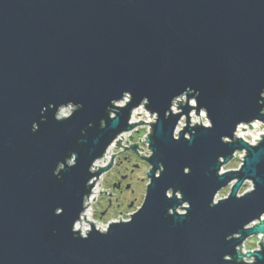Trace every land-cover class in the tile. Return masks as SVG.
Returning <instances> with one entry per match:
<instances>
[{
    "label": "water",
    "instance_id": "obj_1",
    "mask_svg": "<svg viewBox=\"0 0 264 264\" xmlns=\"http://www.w3.org/2000/svg\"><path fill=\"white\" fill-rule=\"evenodd\" d=\"M189 87L195 91L179 95ZM124 91L130 102L117 107ZM261 91L264 0H0V264H245L243 243L264 234V143L237 138L235 127L264 124ZM145 96L157 122L129 124ZM179 98L186 102L173 114ZM50 105L74 110L58 122ZM200 107L214 127L197 125L189 142L183 136ZM183 116L187 126L175 141ZM138 125L152 127L150 158L138 144L116 146L149 164L144 202L129 222L104 232L84 216L92 227L85 239L73 225H82L92 180L117 155L92 167ZM73 152L76 166L66 162ZM238 152L246 165L217 174ZM59 162L65 170L57 177ZM248 179L257 189L242 198ZM227 188L211 207L215 191ZM179 199L191 203L186 216ZM261 239V250L247 253L256 264H264Z\"/></svg>",
    "mask_w": 264,
    "mask_h": 264
},
{
    "label": "rangeland",
    "instance_id": "obj_2",
    "mask_svg": "<svg viewBox=\"0 0 264 264\" xmlns=\"http://www.w3.org/2000/svg\"><path fill=\"white\" fill-rule=\"evenodd\" d=\"M184 101V99H183ZM67 113H71V110L68 108H65ZM69 116V115H66ZM190 121L191 120H197L200 119V116H197L195 112L190 114ZM138 122L144 120V117L137 118ZM187 119L186 117L179 122V132L183 131L184 127L187 126L186 123ZM192 123V121H191ZM141 127H135L132 131H130L127 135H125V141L123 144H121L124 147L130 148L131 144H138L139 149H137V152L140 154H144L145 157H149L150 153L152 152L151 149H149V143L147 141V136L151 134L150 129H152L151 125H140ZM252 130L245 131L244 136H248L247 139H243L245 142H251V140L254 138L253 134L254 132H250ZM118 149H113L110 156L117 155L118 158L113 159V165L112 167L104 174V176L99 178V182L102 183V186L100 187V194L97 198V200L94 202V205L92 206V220L97 225L101 223L100 216L101 214L107 209L108 206V197L110 190L112 189V185L114 182L118 180L119 175H125L128 174L130 176V180L127 182V184L130 186L129 191H125L124 194H119V200L118 203H114V205H118L116 209L111 211L103 220L102 222L105 224H108L109 222H120L122 220H128L130 215L134 214L143 204L144 198L146 195V188L149 184V179L147 178V173L150 170L149 164H147L146 160L140 158L137 153L135 154L131 150L125 151V148L123 147H117ZM142 148V150H140ZM125 151V152H124ZM151 151V152H150ZM124 152V153H121ZM130 152V153H129ZM121 153V154H119ZM243 153L244 152H238ZM119 154V155H118ZM125 154H135L137 157V161H134V164H136L139 167L130 166L127 165L128 162L126 160ZM120 158V159H119ZM112 160V159H111ZM111 162V161H110ZM110 162L107 163L106 167L110 164ZM124 163V164H122ZM241 167V159L237 155V153L234 155V159L224 166L221 170L222 174H225L230 171H237ZM128 168V169H126ZM119 172V173H118ZM246 185L242 188L240 194L245 193ZM230 193V188H227L219 193V196L221 199L226 198ZM179 213H184L185 211L183 209L178 210ZM121 217V219H120ZM260 241L257 237H251L247 239V242L244 243V250H247L246 252H252L255 250L260 251L259 245Z\"/></svg>",
    "mask_w": 264,
    "mask_h": 264
},
{
    "label": "clouds",
    "instance_id": "obj_3",
    "mask_svg": "<svg viewBox=\"0 0 264 264\" xmlns=\"http://www.w3.org/2000/svg\"><path fill=\"white\" fill-rule=\"evenodd\" d=\"M194 91H195L194 89H192L191 87H189V88H187L184 92H182V93L179 94V95H182V94H185V93H187V94L190 95V94L193 93ZM129 93H131V92H130V91H124L123 94H122V96L127 97ZM179 95H178V96H179ZM191 96H192L191 104H192V105H196V98L199 97V92L196 91V92H195V95H191ZM260 96H261V97H264V91H261V92H260ZM173 99H174V98H173ZM173 99H172V101H173ZM115 100H116V99H113V100H112L111 105L114 103ZM141 101H142V103H141ZM141 101H140L139 104H140L141 107H143V105H146V104L149 103L150 98L147 97V96H145V97L142 98ZM172 101H171V103H172ZM261 103H264V100H262ZM170 106H171V104H170ZM50 107H54V108H56L55 113H54V119H55L56 121H58V122H62V121H64V117H65L66 115H69V116L71 115V113H67V112H66L65 108L63 107V105H59L58 107H56L55 105H50ZM78 107H79V108H82L83 105H82V104H79ZM111 111H112V108H111L110 111H109L110 116H111ZM199 111H200V119L194 120V121L192 122V126H191L192 131H191V135H189L188 133H185L184 136H183V139H184V140H187V141H189V142L192 141L193 136L196 135V128H197V125H200V127L204 128V129H212V128L214 127V122H213V120H212L211 117H210V114H209V111H208L207 107H200ZM261 111L264 112V109H262ZM42 118H43V116H42ZM42 118H41V122H42ZM242 123H244V122H243V121L238 122V123L236 124L235 129L238 128L239 126H241ZM251 123L253 124V127H255V123H256V122H255V121H252ZM103 125H104V121L102 120V121H101V127H103ZM90 126H91V125H90ZM39 129H40V123H39V122H33V124H32V131H33V132H37V131H39ZM178 131H179V129H173V130H172V138H173L175 141H180L181 138H182V137H180V136L177 134ZM232 135H235V130L233 131V134H232ZM227 139H228V136H222V137H221L222 142L227 141ZM262 143H264V131H262V132L260 133V136H258L256 139L251 140V144H252L253 146H257V145L260 146ZM237 155H238V156L240 157V159H241V166H245V165H246V161H247V159H246V154H243V153H237ZM70 156H71V158H67V159H66V162H67L69 165L76 166V164H77V162H76V161H77V153L73 152ZM64 165H65V162H59L58 165H57V167H56V169H55L54 175H56L57 177H59V176H60V169H64V170H65V166H64ZM159 165H161L160 170H161L162 172H164V171H165V166H164V164L161 162ZM183 171H184V173H185L186 175H188V174L191 173V168H190V167H185V168L183 169ZM217 174H221V175H222V173H219L218 171H217ZM233 183H235V180L233 181ZM245 183H246V188H245V193L242 194V198H244V197H245L246 195H248V194H251V193L255 192L256 189H257V184H256V182H255L253 179H248ZM170 189H171V188H169V189L166 191L165 195H166L167 198H170V199H171V198H172V193H171ZM178 192H179V191H178ZM220 199H221L220 196L217 195V194H216V191H215V193H214V195H213V197H212V201H211L210 206H211V207L218 206V205L220 204ZM179 200H182V201H183L179 206L183 205V207L186 209V211H185L184 213L179 214V215H181V216H186V215H188V213H189V211H190V209H191V203H190L189 201H187V200H184V199H179ZM179 206H177V207H175V208H169V214H170V215H175V213H174L173 210H174V209H177ZM56 213H57V215H59V208L57 209ZM79 228H80L79 223H75V224L73 225V231H74V232H78L77 230H78ZM79 233H80V232H79ZM80 235H81L83 238H85V239L88 238L84 233H80ZM228 238H229V236L227 237V239H228ZM261 238H264V234H262ZM246 251H247V250H245V252H246ZM243 259L245 260V264H256V262H257V256H251V257H249V256H247V255H244V256H243ZM224 260H225V261H228V260H229V256H228V254L224 256Z\"/></svg>",
    "mask_w": 264,
    "mask_h": 264
},
{
    "label": "bare ground",
    "instance_id": "obj_4",
    "mask_svg": "<svg viewBox=\"0 0 264 264\" xmlns=\"http://www.w3.org/2000/svg\"><path fill=\"white\" fill-rule=\"evenodd\" d=\"M178 101L179 102H182V104H185V103H183V98H179V99H177L176 101H174L172 104V106H171V111H172V113L173 114H178V113H180V112H182V109H179L178 110V108L177 107H179V105L177 104L178 103ZM126 102H130V97L129 96H127V97H124L123 98V100H121L120 102H117L115 105L117 106V107H124V106H126L127 105V103ZM184 102H186V100H184ZM145 111V112H147V113H149L150 114V116H151V113L149 112V111H147L146 109H145V107H144V105H143V107H139V108H137V109H135L133 112H132V115H131V120H130V123L129 124H137V123H139L138 122V120H137V118H139V116L141 117L142 116V114H141V112H142V109ZM68 109L69 110H74V108L73 107H68ZM193 113V112H192ZM114 116V115H113ZM157 115H153L152 116V122L153 123H155V122H157V120H155V119H158L157 117H156ZM66 117V116H65ZM183 118H185V116H183L182 117V119ZM181 119V120H182ZM192 122L194 121V120H191ZM181 122V121H180ZM256 122H259V121H256ZM260 123H262V122H260ZM263 124V123H262ZM190 125L192 126V123H190ZM252 125V124H251ZM264 125V124H263ZM136 127H141L140 125H138V126H136ZM178 127H179V124H178V126H177V128L176 129H178ZM254 128H256V127H254ZM248 130H251L250 129V126H246V125H243V126H240L239 128H238V130H237V132H236V137L237 138H239V139H245L244 138V135L243 134H245V131H248ZM253 130V129H252ZM250 132H252V131H250ZM129 132H126V133H123L122 135H120L118 138H117V140L109 147V149L107 150V154L102 158V159H100V160H98L93 166L94 167H92V173H94L95 171H98L100 168H105L106 167V165H107V163L108 162H110L111 161V153H112V151H114L113 149H115L116 148V145H117V143L119 142V140H121V141H123V142H121V144H123L124 143V141H125V135L126 134H128ZM180 133V132H179ZM179 133H177L178 135H179ZM243 133V134H242ZM137 151V150H136ZM130 153V152H129ZM136 154V153H135ZM140 154V153H139ZM125 156H131V154H125ZM137 156V155H136ZM150 156H152V155H150ZM150 156L148 157V158H150ZM117 157V156H116ZM115 157V158H116ZM114 158V159H115ZM139 158V157H138ZM234 159V158H233ZM148 164V163H147ZM97 167V168H96ZM100 167V168H99ZM104 174L105 173H103L102 175H100L99 176V178L100 177H102V176H104ZM160 175H159V173L157 174V177H159ZM94 181H96V184H95V186L93 187V189H92V194L89 196V200L88 199H86V201H85V205H84V207H87L86 209H85V211L83 212V214L80 216V219H81V221H82V225H81V222L80 221H78L77 223H79V225H80V228L78 229V230H80L81 229V233H84L86 236H87V234L89 233V231H91V229H92V227H91V225H90V223H88V222H86L84 219H85V217L84 216H86V220L87 221H89V222H92L93 224H95V228L97 229V230H99L100 228V231L101 232H104V231H107L108 230V228H109V225L111 224V223H116V222H109L108 224H105V223H103L102 222V217H103V215H101V218H100V221H101V223H99L98 225L96 224V223H94V221L92 220V216L89 214L90 213V211H92V206L94 205V202L97 200V198H98V196H99V194H100V187L102 186V183L101 182H99V180H97V177L96 178H94L93 180H92V182H91V184H93L94 183ZM239 196H242V194H239ZM91 207V208H90ZM89 208H90V210H89ZM141 208V207H140ZM87 210H89V211H87ZM137 212V211H136ZM133 215V214H132ZM131 217L132 216H130L129 217V219L128 220H122L123 222H129L130 220H131ZM263 218V217H262ZM259 223V221H257V222H255V223H253L252 224V226H254V225H257ZM251 226V227H252ZM247 228H249V227H247ZM77 230V231H78ZM253 237H257L258 238V240H260V238H259V236H253ZM251 238V237H250ZM263 240H264V238H263ZM247 242V240L244 242V243H246ZM243 243V244H244ZM260 248H261V245H260ZM243 254V253H242ZM243 261H245L244 259H243Z\"/></svg>",
    "mask_w": 264,
    "mask_h": 264
},
{
    "label": "flooded vegetation",
    "instance_id": "obj_5",
    "mask_svg": "<svg viewBox=\"0 0 264 264\" xmlns=\"http://www.w3.org/2000/svg\"><path fill=\"white\" fill-rule=\"evenodd\" d=\"M118 158V157H116ZM128 164L130 166H135L134 161H137L138 157L135 154H131V156L125 157ZM120 159V158H119ZM124 164V163H122ZM138 164V163H137ZM136 164L135 167H139ZM128 169V168H126ZM119 173V172H118ZM130 180V176L128 174L125 175H119L118 180L114 182L112 185V189L110 190L109 197H108V206L107 209L101 214L103 215L102 220L109 214L111 211L116 209L118 205H114V203H118L119 200V194H124L125 191H129L130 186L127 184V182ZM101 218V216H100Z\"/></svg>",
    "mask_w": 264,
    "mask_h": 264
},
{
    "label": "built area",
    "instance_id": "obj_6",
    "mask_svg": "<svg viewBox=\"0 0 264 264\" xmlns=\"http://www.w3.org/2000/svg\"><path fill=\"white\" fill-rule=\"evenodd\" d=\"M142 109V108H141ZM141 114H142V117H144L145 118V121L144 120H142L144 123H153L151 120V116H150V114L149 113H147V112H145L143 109H142V112H141ZM180 125V124H179ZM252 126H253V124H252ZM255 127L256 128H254L253 130H252V132H254V134H253V136H254V138L253 139H256L258 136H260V133L262 132V131H264V125L262 124V123H260V122H256L255 123ZM127 135V134H126ZM247 137L248 136H244V138L245 139H247ZM244 139V140H245ZM252 139V140H253ZM250 145H252L251 144V142H248ZM253 146V145H252ZM151 152V151H150ZM150 155H152V152L150 153ZM149 155V156H150ZM112 157V156H111ZM112 159V158H111ZM91 208V207H90ZM90 208H89V210H90ZM89 210H87V211H89ZM91 216H92V212L90 211V213H89ZM262 219H264V216H263V218ZM260 238V237H259ZM260 243L262 242V239L260 238ZM263 245H264V240H263ZM242 247H243V249H242V253L244 254V255H247V252H245V247H244V244L242 245ZM259 248H260V245H259ZM238 250H240V248L238 249ZM259 250H261V248L259 249ZM255 251H258V250H255ZM249 253V252H248ZM251 253H254V251H252Z\"/></svg>",
    "mask_w": 264,
    "mask_h": 264
}]
</instances>
